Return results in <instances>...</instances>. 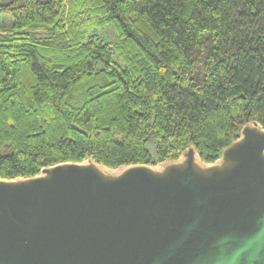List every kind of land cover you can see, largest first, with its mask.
<instances>
[{"label":"trees","instance_id":"obj_1","mask_svg":"<svg viewBox=\"0 0 264 264\" xmlns=\"http://www.w3.org/2000/svg\"><path fill=\"white\" fill-rule=\"evenodd\" d=\"M0 14V179L189 146L210 163L264 125V0H0Z\"/></svg>","mask_w":264,"mask_h":264},{"label":"water","instance_id":"obj_2","mask_svg":"<svg viewBox=\"0 0 264 264\" xmlns=\"http://www.w3.org/2000/svg\"><path fill=\"white\" fill-rule=\"evenodd\" d=\"M0 264H264V125L213 162L87 157L0 179Z\"/></svg>","mask_w":264,"mask_h":264},{"label":"rangeland","instance_id":"obj_3","mask_svg":"<svg viewBox=\"0 0 264 264\" xmlns=\"http://www.w3.org/2000/svg\"><path fill=\"white\" fill-rule=\"evenodd\" d=\"M9 1V0H4ZM11 24V18L6 14H0V27H8ZM97 34L105 35V40L114 43L116 41V32L112 27L99 28L97 29ZM115 58L119 61L118 57L115 55ZM147 148L150 153L155 156V142L153 139L147 141Z\"/></svg>","mask_w":264,"mask_h":264}]
</instances>
